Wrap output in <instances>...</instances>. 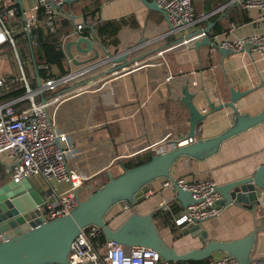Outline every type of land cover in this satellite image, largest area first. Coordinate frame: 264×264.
Here are the masks:
<instances>
[{
  "label": "crops",
  "instance_id": "1",
  "mask_svg": "<svg viewBox=\"0 0 264 264\" xmlns=\"http://www.w3.org/2000/svg\"><path fill=\"white\" fill-rule=\"evenodd\" d=\"M222 1L223 4L204 12L202 10L204 5H195L192 0L194 15L195 12L197 17L210 14L227 5L231 0ZM82 2L84 5L89 3L88 0L75 3L83 5ZM75 3L70 6L63 5L61 8L65 14L63 17L67 13H72ZM22 5L24 10L32 7L33 2L22 1ZM130 16L133 17L137 28L122 25L116 36L117 46H109L105 49L94 37V40L88 39L92 50L86 54L78 52L74 45L69 47L68 52L66 51L67 43H74L85 36L82 33L80 35L75 33L76 25L83 24L81 13L74 12L70 16L74 32L70 39L68 38L71 41L64 40L65 54L72 60L69 66L65 64L67 73L79 69L81 66L77 64L92 59L93 53H96L100 60L104 59V54L116 55L134 49L129 53L127 61L143 58L138 62L141 68L109 81L102 93H87L65 104L59 110L57 115L59 127L71 134L79 150L78 159H75L74 164L79 170L93 177L85 185V191L82 190V197L87 198L101 187L103 180L107 181L105 174L107 170L112 176L119 172L113 166L104 170L115 156L131 153L141 145L154 144L166 134L171 135V142L187 137L190 117L186 108L180 103L181 92L185 86H188L189 93L196 95L193 100L195 108L198 111L205 109L208 115L199 127L200 134L194 138L195 141L222 133L232 121L230 109L225 108L215 114H210L211 112L206 110L207 102L203 94L208 98L211 97L209 92H206L207 85L213 90L215 105L228 103L230 90H235L248 93L235 104L238 113L255 116L264 108V57L251 53L244 58L227 56L222 59L211 49L202 47L197 51L191 48L168 51L163 53L162 60L158 58L154 61L163 49L178 39V37L169 39L163 37L167 32L168 24L161 15L149 11L139 0H112L103 3L96 18L101 21H117ZM208 23L217 24L222 28L221 34L216 36L211 35L215 26L209 33L210 39L215 38L216 41H234L264 33V15L256 10H243L236 5L226 7L215 15L211 14L200 25L204 29ZM80 48L85 50L86 45L82 43ZM103 49L105 53L102 52ZM113 67L110 63L89 71L81 80L66 89L72 90L90 81L93 76ZM13 72L3 75L15 74L14 69ZM0 75H2L1 71ZM261 165H264V124L226 140L215 155L203 161L179 159L171 168V180L212 179L219 186L249 177ZM3 175L5 178L2 183L7 181L4 169ZM164 182L163 179H158L147 186L153 195L134 205L138 213L152 214L162 205L176 202L173 187L164 188ZM57 188L62 189V187ZM116 210L117 207H114L109 212V219ZM260 212H263L261 207L256 208L253 214L246 209L228 206L219 217L200 223V229L207 234L209 240L228 242L247 236L257 227L251 258L254 264H264V216ZM161 237L167 245L179 253L201 247L198 239L190 235L183 236L181 233L177 240H173L168 229L162 230ZM222 255L216 253L213 257Z\"/></svg>",
  "mask_w": 264,
  "mask_h": 264
},
{
  "label": "built area",
  "instance_id": "2",
  "mask_svg": "<svg viewBox=\"0 0 264 264\" xmlns=\"http://www.w3.org/2000/svg\"><path fill=\"white\" fill-rule=\"evenodd\" d=\"M30 1L33 2V6L27 9L24 8L20 19L17 20V12L11 7L10 0H0V66L4 57L11 54L10 57L15 70L13 75H0V164L5 170L8 181L20 183L22 180L34 176L43 180L47 190L44 194H41L43 196L41 206H35L33 210L39 211L43 221L48 222L67 215L82 201L81 191L93 178L91 175L79 170L74 164L75 159H78L79 150L71 134L59 127L57 118L59 110L65 104L75 101L87 93H102L109 81L111 82L116 77L131 74L138 70L140 67L138 62L143 58L132 60L128 66L114 70L116 65L111 60L121 54H126L128 58L129 53L134 49L116 55L104 54V59L99 60L98 58L79 67L76 71L71 70L62 76L39 80V85L32 87L31 82L35 81V74H32L31 77H27L25 74V64L17 51L14 35L18 32L30 36L33 30L41 26L53 32L57 23L63 17L64 13L61 8L66 0ZM154 2L166 16L168 29L163 37L166 39L178 37L176 41L163 49L154 61L158 58L162 60L163 53L168 51L193 49L194 43L203 39L205 35L202 33L187 39L184 38L186 34L197 29L202 30L203 28L200 25L202 21L206 20L211 14L215 15L221 12L226 7L236 5L243 10H256L264 15V0H231L227 5L200 17L194 15L192 0H154ZM39 12L40 16H38ZM83 29L84 25L79 23L76 25L75 33L80 35ZM94 37V32L83 36V38L89 40H94ZM210 40L220 50L229 52V56L244 58L247 54L257 53L264 57V33L250 35L234 41H216L215 38ZM33 42L34 40L31 45L34 44ZM60 48L65 53L64 42ZM206 48L219 54L214 46H207ZM193 51L195 50L193 49ZM71 62L72 60L65 54V64L69 66ZM110 63L114 66L112 72L105 71L102 74L93 76L90 81L82 83L72 90L66 89V87L81 80L89 71ZM18 89H22L23 93L4 98ZM206 102V110L210 111L208 108L210 101L206 100ZM225 104L221 103L219 105L223 106ZM199 113L205 115L206 118L208 116L205 109L199 111ZM170 138L171 135L166 134L154 144L141 145L131 153L117 155L104 170L113 166L120 171L121 166L119 165L124 161L144 154L159 155L195 141L194 138H190L188 135L173 142L170 141ZM107 172L109 170L105 174ZM173 186L189 192L194 200L193 204L180 212L179 216L174 219L175 226L180 229L186 225L200 224L217 218L225 209L224 206L217 205L221 197L216 190L217 183L212 179L198 181L175 179L165 181L163 184L164 188ZM57 187H62V189ZM152 195L153 193L149 189L143 192L144 199H148ZM116 207V218L129 215L134 210V205L127 202L120 203ZM160 209L163 212H169V204L162 205ZM101 237L103 235L97 227L91 226L83 229L71 244L67 258L68 264H172L163 261L150 249L142 247L126 248L114 242H108L104 237V242H101ZM208 264L237 263L233 258L222 255L220 257L212 256L208 259Z\"/></svg>",
  "mask_w": 264,
  "mask_h": 264
},
{
  "label": "water",
  "instance_id": "3",
  "mask_svg": "<svg viewBox=\"0 0 264 264\" xmlns=\"http://www.w3.org/2000/svg\"><path fill=\"white\" fill-rule=\"evenodd\" d=\"M80 0H66L64 5L70 6ZM149 11L158 13L166 21L165 13L156 5L154 0H139ZM15 4L23 12L22 0H15ZM215 26L208 23L206 28L190 31L184 38H193L204 34V38L194 43L196 51L200 47L214 46L224 59L229 52L220 50L211 43L209 33ZM29 47L33 37L27 35ZM86 45L81 50L80 45ZM74 45L78 52L86 54L92 50L91 42L86 38H79L74 43H67L66 51ZM31 49V48H30ZM105 52V50H102ZM94 52V51H93ZM98 59L95 53L87 64ZM116 65L114 70L128 66L127 55L121 54L111 60ZM119 64V65H117ZM36 85H39L36 67L33 62ZM113 69L107 72H112ZM208 83H205L207 85ZM208 108L211 114L220 112L224 108L232 112L230 126L222 133L207 139H198L191 144L151 156L150 160L131 169H122L121 174L114 177L106 173L107 181L85 200L80 201L67 215L44 222L39 211L33 210L41 206L43 196L28 181L20 183L5 181L0 186V264H68L67 258L71 244L80 232L87 227H97L104 239L126 248L142 247L154 251L163 261L168 263H182L189 261H203L211 258L216 253L233 258L237 264H254L251 258L255 242L257 227L247 236L228 242L209 240L207 234L200 229V224L186 225L180 229L183 236L190 235L197 238L201 247L188 250L184 253L177 252L167 245L161 233L155 227L152 214L142 215L134 210L125 217L116 228H111L108 218L109 212L118 204L127 202L137 205L143 202V192L155 180H171V168L181 158L203 161L215 155L221 144L226 140L246 132L260 124H264V108L255 116L238 113L235 104L248 93L230 90V100L223 106L213 105V90L207 85ZM195 95L188 92L185 86L182 90L180 103L189 114L188 137L195 138L205 115H200L195 108L193 100ZM43 102V101H42ZM174 200L184 210L194 203L192 195L173 186ZM221 199L219 206H235L246 209L254 214L255 209L261 207L264 216V165L257 167L254 173L246 178L239 179L217 187ZM264 221V218H263Z\"/></svg>",
  "mask_w": 264,
  "mask_h": 264
},
{
  "label": "trees",
  "instance_id": "4",
  "mask_svg": "<svg viewBox=\"0 0 264 264\" xmlns=\"http://www.w3.org/2000/svg\"><path fill=\"white\" fill-rule=\"evenodd\" d=\"M109 1L112 0H88V5H76L77 3H75L76 6H73V10L71 11L72 13H67L65 17H62L60 24L55 28L53 32H50L44 26L33 30L30 36L34 38V44L30 45L31 47H29V40L27 36L22 35L21 33H16L14 35V39L16 41V46L20 58L25 64L24 68L27 77H31L32 74H35L33 62L35 64L37 76L40 81L46 78L62 76L67 73L64 63L65 53L61 50L60 46L65 39H67L68 42L71 41L69 39L70 36L73 35L74 30L72 28L73 22L71 21L70 16L73 15L75 9L79 8L80 6L81 9L79 11L83 16L84 25V29L81 33L86 36L90 31L94 32L97 41L105 49L109 46H117L116 36L122 25H128L131 28H137V24L134 22L132 16L126 19L121 18L117 21H101L99 18H96V15L98 14L103 3ZM193 2H195V5H204L202 7V10L204 12L210 11L215 6L223 4L222 0H193ZM10 3L12 4L11 7L14 8L17 12L16 19L19 20L21 13L18 6L15 4V0H10ZM195 15L197 16L196 12ZM221 32L222 28L216 24L212 29L211 35L216 36L218 34H221ZM31 84L32 87L36 86L35 81L31 82ZM21 93H23V90L18 89L11 92L4 98L14 97L20 95ZM151 156L153 155L144 154L142 156H138L122 162L119 165L121 166V170L119 171V173L122 172V169H131L148 162ZM1 166L2 165L0 164V181L4 179L3 167ZM181 210L182 209L177 202H172L169 204V212H163L161 209L153 211L152 219L157 230L160 232L164 229H168L173 236V240H177L180 237L181 233L180 228L175 226L174 219L179 215ZM113 217H115V214L113 215ZM109 225L111 226L110 222ZM100 241L104 242L103 237L100 238ZM172 264H208V259L203 261H189Z\"/></svg>",
  "mask_w": 264,
  "mask_h": 264
},
{
  "label": "rangeland",
  "instance_id": "5",
  "mask_svg": "<svg viewBox=\"0 0 264 264\" xmlns=\"http://www.w3.org/2000/svg\"><path fill=\"white\" fill-rule=\"evenodd\" d=\"M84 5V4H83ZM81 7V6H80ZM77 8V9H75V14H80L81 12L79 11L81 8ZM93 53V52H92ZM9 54V53H8ZM10 56H11V54H9ZM93 55H94V53H93ZM10 56H6V57H4V59H3V65L2 66H0V71H1V73L2 74H4V73H7V74H9L10 72L11 73H14L13 72V62H12V60H11V57ZM90 60V59H89ZM89 60H87V61H89ZM87 61H85V62H83V63H78L77 65H79V66H83V65H86L87 64ZM113 172H115V171H113ZM119 174H121V173H119V172H116L115 174H113V176L114 177H116V176H118ZM6 177H7V175H6ZM5 178V177H4ZM4 180V179H3ZM8 181V180H7ZM28 181H29V183L39 192V193H41V194H44L45 192H46V190H47V186H46V184L43 182V180L40 178V177H37V176H34V177H30V178H28ZM106 181L105 180H103V183H105ZM3 183H2V181H0V186L2 185ZM83 191H85V189H83ZM82 192V191H81ZM93 193V192H92ZM81 196H82V193H81ZM83 199H85L86 197L84 196V197H82ZM127 215H124V216H122V217H120V218H116V217H112V218H110V223H111V228H116L117 226H119L122 222H123V220L125 219V217H126ZM162 231H160V233H161ZM193 246H191V248H192Z\"/></svg>",
  "mask_w": 264,
  "mask_h": 264
}]
</instances>
